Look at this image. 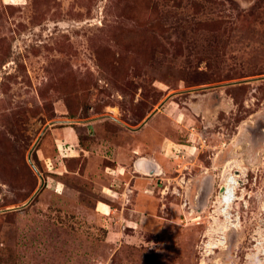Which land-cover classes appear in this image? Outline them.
<instances>
[{
	"label": "rangeland",
	"instance_id": "rangeland-1",
	"mask_svg": "<svg viewBox=\"0 0 264 264\" xmlns=\"http://www.w3.org/2000/svg\"><path fill=\"white\" fill-rule=\"evenodd\" d=\"M0 264H264V0H0Z\"/></svg>",
	"mask_w": 264,
	"mask_h": 264
},
{
	"label": "crops",
	"instance_id": "crops-1",
	"mask_svg": "<svg viewBox=\"0 0 264 264\" xmlns=\"http://www.w3.org/2000/svg\"><path fill=\"white\" fill-rule=\"evenodd\" d=\"M137 153H138L137 150H132L131 152L128 153V156L125 155L126 159H127L128 157H130V156H133V158H135V159H134V161H133V167H134V169L130 170V173H131V174H130V178H129L128 180H125L123 188L121 187V188H122V189H121V190H122V192H121L122 195L127 193V190L129 189V186H130V184H131V181H133V179L136 180V183H137V180H140V182L143 181V178H141V176H138V175H137V174H139L141 171L138 170V169L135 167V162H136L138 159H140V158H149V159H152V150H151V149L149 150V153L146 154V155H145V154H142V153H140V154H137ZM120 168H121V169H119V171L116 170V171H118L116 176H114L112 173L110 174V175H112L111 177L114 178V180H115L114 182H115L116 184H119L118 182H120L121 179H122V176L125 175V170H123V168L121 167V165H120ZM125 169H126V168H125ZM123 171H124V172H123ZM114 174H116V173L114 172ZM130 179H131V180H130ZM129 180H130V183H129ZM141 183H142V182H141ZM139 185H140V183H139ZM112 192H115V190L112 189ZM105 193H106L105 191H102V193H101L102 198H103L104 196H106ZM99 203H100V201L97 200V202L95 203V206L98 207V204H99ZM103 204H104V203H103ZM101 211H102V212H101V215H102L103 217H106L107 213H109V211H110V208H109V206L106 205V207H105L103 210H101ZM108 215H109V214H108Z\"/></svg>",
	"mask_w": 264,
	"mask_h": 264
},
{
	"label": "water",
	"instance_id": "water-1",
	"mask_svg": "<svg viewBox=\"0 0 264 264\" xmlns=\"http://www.w3.org/2000/svg\"><path fill=\"white\" fill-rule=\"evenodd\" d=\"M135 167L142 171V172H148V173H159V166L158 163L152 159L149 158H140L135 162ZM212 188V175L208 174L205 175L204 178L202 179V189L200 190V206L204 207L209 195V192ZM223 188L220 189V194L222 193Z\"/></svg>",
	"mask_w": 264,
	"mask_h": 264
},
{
	"label": "bare ground",
	"instance_id": "bare-ground-1",
	"mask_svg": "<svg viewBox=\"0 0 264 264\" xmlns=\"http://www.w3.org/2000/svg\"><path fill=\"white\" fill-rule=\"evenodd\" d=\"M236 185H237V179H235L233 176H230L226 181V186H224V191H222V195H221V199L222 202L224 203L225 208H229L230 204H232L236 199L235 197ZM214 246L215 245H211L210 247L213 248Z\"/></svg>",
	"mask_w": 264,
	"mask_h": 264
}]
</instances>
